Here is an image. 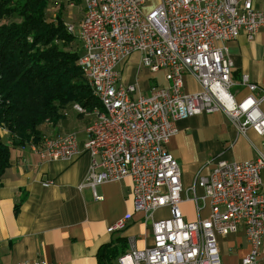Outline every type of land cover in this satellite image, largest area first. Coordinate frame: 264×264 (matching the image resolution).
<instances>
[{
	"label": "built area",
	"instance_id": "built-area-1",
	"mask_svg": "<svg viewBox=\"0 0 264 264\" xmlns=\"http://www.w3.org/2000/svg\"><path fill=\"white\" fill-rule=\"evenodd\" d=\"M145 0H79L82 16L78 41V66L102 109H93L95 121L85 129L79 144L75 134L42 138L32 150L42 161L70 160L82 154L90 166L82 187L93 191L103 184L129 178L134 211L150 222L152 247L138 250L129 240V250L118 264H221L218 236L243 229L249 253L242 264H256L264 244V141L254 160L231 162L212 159L211 171L199 170L191 188L208 200L209 216L186 222L180 212L181 172L167 151L176 123L214 112L224 113L244 133L251 128L264 136V84L242 75L232 80L233 62L226 43L244 33L249 41L264 29V10L251 0H159L146 12ZM75 6V1L67 4ZM73 33L72 26H66ZM133 54L151 73L165 72V85L150 88L147 95L122 81L121 64ZM191 76L200 91H185ZM234 86L249 94L237 101ZM78 114H88L77 104ZM46 183L44 185H48ZM167 208L166 218L153 214ZM123 220L108 228L120 230ZM17 264H49L45 260Z\"/></svg>",
	"mask_w": 264,
	"mask_h": 264
},
{
	"label": "crops",
	"instance_id": "crops-1",
	"mask_svg": "<svg viewBox=\"0 0 264 264\" xmlns=\"http://www.w3.org/2000/svg\"><path fill=\"white\" fill-rule=\"evenodd\" d=\"M240 4L243 0H237ZM145 11L155 8L159 0H145ZM256 10H264V0H251ZM81 20V18H80ZM80 22V21H79ZM80 44V43H79ZM233 62L232 80L238 83L246 75L252 83L264 84V29L249 41L244 33L226 43ZM81 47V44L80 46ZM122 81L135 85L147 95L150 88L165 85V72L151 73L140 65L133 54L121 64ZM185 91L195 93L200 86L185 77ZM237 101L249 94L244 87L234 86ZM74 104L62 111L56 123L40 126L42 138H59L75 134L79 144L86 140L85 129L95 121L92 111L78 114ZM177 132L167 143V151L177 160L181 172V203L183 220L195 222L209 216L208 200L203 191L195 189L199 198L198 211L191 199L196 174L204 168L208 174L212 159L220 157L231 162L254 160L264 136L251 128L244 133L222 112L201 114L176 123ZM5 134V133H4ZM90 166V158L82 154L70 160L42 161L32 150V143L10 148L9 167L0 177V264L45 260L49 264H99V250L116 246L121 253L129 250V240L138 250L152 247L150 222L134 211L132 183L129 178L110 182L93 191L82 187ZM264 181V171L261 174ZM49 183L48 185H44ZM167 208L153 214L155 220L166 218ZM123 220V227L114 232L108 228ZM221 264H242L249 253L243 229L217 237ZM117 258L109 264H118ZM256 264H264V244Z\"/></svg>",
	"mask_w": 264,
	"mask_h": 264
},
{
	"label": "trees",
	"instance_id": "trees-1",
	"mask_svg": "<svg viewBox=\"0 0 264 264\" xmlns=\"http://www.w3.org/2000/svg\"><path fill=\"white\" fill-rule=\"evenodd\" d=\"M50 1L59 3L53 20L46 18ZM71 1L79 5V0H0V177L9 167L10 148L39 144L40 126L58 122L68 105L102 109L78 66L80 47L70 48L78 38L67 31L62 10ZM119 254L116 246H104L99 264Z\"/></svg>",
	"mask_w": 264,
	"mask_h": 264
},
{
	"label": "rangeland",
	"instance_id": "rangeland-1",
	"mask_svg": "<svg viewBox=\"0 0 264 264\" xmlns=\"http://www.w3.org/2000/svg\"><path fill=\"white\" fill-rule=\"evenodd\" d=\"M58 7H59V3L58 2H53L50 1L47 9H46V18L49 20H53L58 12ZM63 12V19H64V23L65 25L68 26H72L73 29V33L75 35H78L79 33V21L80 18L82 16V9L79 5H75V6H64V9L62 10ZM80 44L79 41H77L75 43V45L71 46L70 48H73L74 50H76V47L79 48ZM69 48V49H70ZM4 140H6L7 135L2 133Z\"/></svg>",
	"mask_w": 264,
	"mask_h": 264
}]
</instances>
